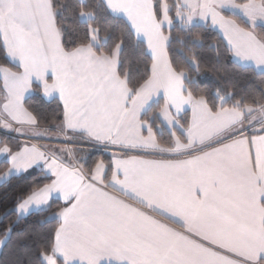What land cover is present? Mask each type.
I'll list each match as a JSON object with an SVG mask.
<instances>
[{
	"label": "snow or ice",
	"instance_id": "snow-or-ice-1",
	"mask_svg": "<svg viewBox=\"0 0 264 264\" xmlns=\"http://www.w3.org/2000/svg\"><path fill=\"white\" fill-rule=\"evenodd\" d=\"M113 16L127 24L116 29ZM257 27L264 0H0V129L27 139L55 131L47 138L64 144L0 139L5 178L38 170L49 181L0 209L5 264H264V87L195 95L169 52L174 30L195 47L198 29H219L264 85ZM134 40L151 61L135 78L122 55ZM187 63L199 73L195 53ZM77 139L111 158H78ZM54 195L55 227L25 223Z\"/></svg>",
	"mask_w": 264,
	"mask_h": 264
},
{
	"label": "trees",
	"instance_id": "trees-1",
	"mask_svg": "<svg viewBox=\"0 0 264 264\" xmlns=\"http://www.w3.org/2000/svg\"><path fill=\"white\" fill-rule=\"evenodd\" d=\"M241 2V0H237ZM226 15H232L225 12ZM109 22L119 29L127 24V21L120 16L110 17ZM242 23V18L238 19ZM67 32L66 41L74 37L72 28L75 26L71 14L66 20ZM243 26V23H242ZM257 31H264V27H257ZM167 34V32H166ZM196 36L200 38V43L195 47L192 45L194 37H188L179 30L173 31V41L169 45L170 57L174 63L179 64L188 70L189 76L192 77L191 85L195 95H205L210 100L218 89L231 91L233 87L240 92H249L259 94L264 85L261 83L259 71L253 66L238 63L228 47L226 40L216 29L197 30ZM181 41H183L181 43ZM193 53L198 57L200 62V71L197 73L187 63L188 57ZM123 57L126 59V67H130L133 77L142 74L145 64L151 63L146 53V45L138 40H134L132 44L125 48ZM0 64H7L4 52L0 49ZM11 66V65H9ZM35 89V84L33 85ZM30 103H39V97L30 95ZM57 99L51 100L48 104L43 105L46 112L51 113L57 108ZM46 125L42 124L41 127ZM2 139L8 140L10 143H23L20 139L10 137L0 133ZM78 158L85 157L89 160L111 158V154L100 149L90 148H74ZM8 165L4 160L0 161V175L7 171ZM11 180L9 185L8 181ZM49 181L44 180L38 170H34L31 175L21 177L20 179H12L11 177L0 183V209L9 205L17 194L28 188L30 185H43ZM63 206V202L59 199H53L51 209L35 210L34 214L25 223H34L38 219L47 218L44 224L36 225L39 231L48 232L56 226V221L52 217V212ZM24 225L22 224L21 227ZM11 258V246L8 249L0 250V264H5Z\"/></svg>",
	"mask_w": 264,
	"mask_h": 264
},
{
	"label": "crops",
	"instance_id": "crops-1",
	"mask_svg": "<svg viewBox=\"0 0 264 264\" xmlns=\"http://www.w3.org/2000/svg\"><path fill=\"white\" fill-rule=\"evenodd\" d=\"M238 3H239V1H237ZM228 13H230V12H228ZM225 14V13H224ZM226 15V14H225ZM125 19V18H124ZM126 20V19H125ZM220 34H221V36L224 38V36H223V34H222V32H220L219 31V29H216ZM225 39V38H224ZM226 40V39H225ZM226 42H227V40H226ZM233 57H234V55H233ZM234 59L238 62V63H240V64H242L237 58H235L234 57ZM243 65H245V64H243ZM248 65H250V64H248ZM250 66H253V65H250ZM254 67V66H253ZM258 70V69H257ZM259 71V70H258ZM29 95H31V94H29ZM181 116L182 117H184L185 119H187V120H190L191 119V108L189 107V106H185V112H182L181 113ZM27 131V130H26ZM56 135H59V133L58 132H55V131H52V132H48V133H46V137L45 138H41L40 140H45V141H47V140H50V139H48L47 137H50V136H56ZM23 137H25V139H21V141L23 142V143H29V144H33V142H31L29 139H27V137L26 136H23ZM0 139H2L1 138V136H0ZM42 142L41 143V145L42 146H46V147H53V146H55V145H53V144H55V143H50V142ZM54 141V140H53ZM22 143V144H23ZM61 145V147H63V145L62 144H60ZM60 145H57V146H55V147H60ZM102 151H105V150H102ZM107 153H109V154H111V156H112V152H113V150H107L106 151ZM2 160H4L3 159V157H0V161H2ZM5 173V172H4ZM4 173L2 174V175H0V183H2L3 181H5V180H7L8 178H10V177H8V178H5L4 177ZM53 199H58L55 195H54V197H53ZM59 200H61V199H59ZM62 201V200H61ZM63 202V201H62ZM35 211V210H34Z\"/></svg>",
	"mask_w": 264,
	"mask_h": 264
},
{
	"label": "built area",
	"instance_id": "built-area-1",
	"mask_svg": "<svg viewBox=\"0 0 264 264\" xmlns=\"http://www.w3.org/2000/svg\"><path fill=\"white\" fill-rule=\"evenodd\" d=\"M0 133L8 135L10 137L16 138V139H25V137L15 133V132H5L4 130L0 129ZM31 142L41 145L42 142H44L45 140H40V139H29ZM45 142H50V143H57V144H63V142L61 141H53V140H47ZM70 147L74 148V147H78V148H90V149H100V150H104L101 146H94L92 144L86 143V142H81L78 139L70 145Z\"/></svg>",
	"mask_w": 264,
	"mask_h": 264
},
{
	"label": "rangeland",
	"instance_id": "rangeland-1",
	"mask_svg": "<svg viewBox=\"0 0 264 264\" xmlns=\"http://www.w3.org/2000/svg\"><path fill=\"white\" fill-rule=\"evenodd\" d=\"M53 145L57 146V145H60V144L55 143V144H53ZM60 147H61V145H60ZM74 148H78V147H74ZM74 148H73V149H74Z\"/></svg>",
	"mask_w": 264,
	"mask_h": 264
}]
</instances>
